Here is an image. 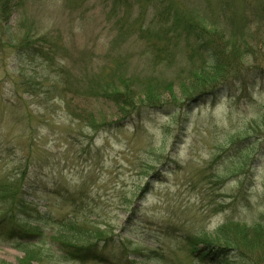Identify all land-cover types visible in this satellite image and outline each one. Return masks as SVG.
<instances>
[{"label":"rangeland","instance_id":"obj_1","mask_svg":"<svg viewBox=\"0 0 264 264\" xmlns=\"http://www.w3.org/2000/svg\"><path fill=\"white\" fill-rule=\"evenodd\" d=\"M172 6L223 40L236 35L242 50L258 56L245 60L237 79L185 100L180 84L204 58L191 39L167 35ZM7 20L0 190L23 176L22 202L31 210L25 216L34 219L0 193V264L23 257L13 247L20 237L6 236L14 216L17 230L42 234L22 241L51 256L38 264H102L69 261L57 251L53 235L69 221L90 233L91 243L90 235L106 239L105 254L116 264H201L186 235L220 244L224 224L262 220L264 0H22ZM24 32L45 37L55 52L19 60L8 42ZM117 77L138 92L171 83L176 99L165 93L159 107L138 108L114 124L120 115L94 86ZM31 79L38 84L33 95L20 85ZM57 81L65 94H44ZM90 117L101 126L90 128Z\"/></svg>","mask_w":264,"mask_h":264},{"label":"trees","instance_id":"obj_2","mask_svg":"<svg viewBox=\"0 0 264 264\" xmlns=\"http://www.w3.org/2000/svg\"><path fill=\"white\" fill-rule=\"evenodd\" d=\"M21 1L0 0V45L2 44L1 40L4 33L2 25L7 23L12 6ZM168 15H170L171 26L167 28V35L170 34L173 39H176L177 36H181L185 40L191 39L193 43H196V51L204 58V64L195 68L190 75L191 77L180 84L181 93L185 100L191 99L195 95L204 94L219 85H224L233 78L237 79L243 73L245 60L250 56L254 59L258 56V54H251L250 51L242 50L236 35H231L228 40H223L220 32L216 31L214 27L208 26L204 21L185 13L181 14L176 7L172 6V11ZM14 30L17 33L16 28ZM165 36L159 38L162 39ZM45 39V37L24 32L20 37L9 38L8 45L12 47L21 61L31 60L35 56L47 59L55 52L56 47L51 44L45 46ZM262 54V59H264V51ZM21 72L23 73L22 68L17 71L19 77L25 79ZM117 79L119 82L112 81L108 83L101 81L94 86L99 93L98 95L110 102L116 109V113L120 115V118L114 124L125 121L139 113L138 108L159 107L161 102H163L162 99L165 93L171 99H176L171 83H149L140 88L138 92L133 90L132 84L126 78L117 77ZM20 85L31 95L35 93L38 87L34 79ZM50 85L44 93L47 96L54 93L58 95L65 94L66 88L62 86L61 82H53ZM262 120L264 121V117ZM88 121L90 128L96 129L101 126V122H98L94 117H90ZM23 185L25 186V178L23 176L8 182V185H2L0 190L1 197L5 200L9 199L14 207H17L18 210L21 209L20 214L26 217V220L34 219V216H29L30 218L25 216V214L31 213V210L22 202L21 195L23 192H21V189ZM3 219L1 218L0 221ZM39 219L42 221L41 218ZM15 222V216L11 218V221H8L9 228L6 230V236L9 239H14L13 237L16 235L20 237L18 239L19 242H16L13 246L15 249L23 251V257L18 264H38L49 261L51 256L47 254L48 252L43 253L39 249H28L24 247V245L28 244L22 242L23 239L30 241L32 238H38L42 234L28 230H17ZM82 229V227L69 221L62 225L60 230L53 235L52 241L62 257L69 261L80 263L93 261L102 264H116L105 254L106 247L104 245L106 239H102L100 235H90L92 237L91 243L88 240V234L90 233L85 234ZM217 232L216 234L219 237L217 240L220 244L213 243L203 236L202 238L185 236L186 245H188L199 263L231 264L229 257L234 258L241 264L264 263V217L250 227L230 221L218 228ZM100 243H102L101 247L99 246ZM124 263L128 264V262Z\"/></svg>","mask_w":264,"mask_h":264}]
</instances>
